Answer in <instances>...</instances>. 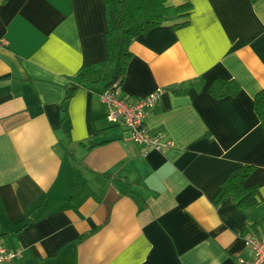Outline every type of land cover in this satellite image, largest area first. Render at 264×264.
I'll list each match as a JSON object with an SVG mask.
<instances>
[{"label":"crops","instance_id":"crops-1","mask_svg":"<svg viewBox=\"0 0 264 264\" xmlns=\"http://www.w3.org/2000/svg\"><path fill=\"white\" fill-rule=\"evenodd\" d=\"M190 24L138 36L121 85L133 102L162 89L147 126L173 146L151 150L110 122L106 85L66 99L68 79L108 64L103 0H0V246L8 264H239L251 260L232 171L264 201V0H193ZM176 23V24H175ZM200 78L203 88H184ZM236 97L215 99L217 79ZM70 161V165L68 162ZM78 184V188L74 187Z\"/></svg>","mask_w":264,"mask_h":264},{"label":"trees","instance_id":"trees-1","mask_svg":"<svg viewBox=\"0 0 264 264\" xmlns=\"http://www.w3.org/2000/svg\"><path fill=\"white\" fill-rule=\"evenodd\" d=\"M107 26L108 66L115 71L105 72L103 64H91L82 67L75 76L68 79L66 99L72 97L82 88L105 84L112 89L118 81L123 83L130 67L133 53L131 45L135 39L150 30L169 22H184L176 27L190 24L189 17L193 10V0H186L180 5H170L169 0H103ZM258 1V0H253ZM205 80L187 84L177 89L186 92L193 86L203 88ZM243 90L237 80L217 78L208 88L215 99L238 97ZM255 111L264 129V89L254 100ZM255 171V166L243 165L235 169L223 182L221 190L215 197V205H219L228 195L233 196L238 208L245 211L250 220V229L259 233L264 226V201L258 198V186H246L245 182Z\"/></svg>","mask_w":264,"mask_h":264},{"label":"built area","instance_id":"built-area-1","mask_svg":"<svg viewBox=\"0 0 264 264\" xmlns=\"http://www.w3.org/2000/svg\"><path fill=\"white\" fill-rule=\"evenodd\" d=\"M120 90L121 81H118L112 89L103 91L99 96L110 108L109 121L122 123L131 138L145 150L165 151L171 148L173 142L167 140L165 134L156 133L147 126V119L159 106L163 90L158 89L133 102L123 99ZM245 244L252 250L254 256L251 260H240L239 264H264V237L247 239ZM20 255L21 252H12L5 246H0V264H8Z\"/></svg>","mask_w":264,"mask_h":264},{"label":"rangeland","instance_id":"rangeland-1","mask_svg":"<svg viewBox=\"0 0 264 264\" xmlns=\"http://www.w3.org/2000/svg\"><path fill=\"white\" fill-rule=\"evenodd\" d=\"M186 2V0H169L168 4L170 5H180L182 3ZM70 165V161L68 162ZM78 188V184L74 187V189Z\"/></svg>","mask_w":264,"mask_h":264},{"label":"bare ground","instance_id":"bare-ground-1","mask_svg":"<svg viewBox=\"0 0 264 264\" xmlns=\"http://www.w3.org/2000/svg\"><path fill=\"white\" fill-rule=\"evenodd\" d=\"M157 107H159V106H157ZM157 107H156V109H157ZM156 109H155V110H156ZM147 121H148V119H147ZM131 140H132L134 143H136L132 138H131ZM136 144H137V143H136ZM143 151L146 152V153L148 154L151 150L149 151V150H145V149H143Z\"/></svg>","mask_w":264,"mask_h":264},{"label":"clouds","instance_id":"clouds-1","mask_svg":"<svg viewBox=\"0 0 264 264\" xmlns=\"http://www.w3.org/2000/svg\"><path fill=\"white\" fill-rule=\"evenodd\" d=\"M122 85V84H121Z\"/></svg>","mask_w":264,"mask_h":264}]
</instances>
